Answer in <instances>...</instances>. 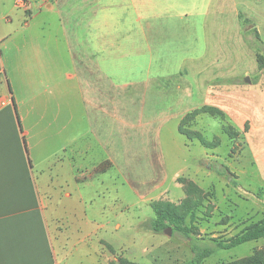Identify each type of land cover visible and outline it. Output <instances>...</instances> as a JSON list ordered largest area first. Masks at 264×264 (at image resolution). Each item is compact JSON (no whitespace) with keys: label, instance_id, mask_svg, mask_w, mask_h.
I'll return each instance as SVG.
<instances>
[{"label":"crops","instance_id":"crops-1","mask_svg":"<svg viewBox=\"0 0 264 264\" xmlns=\"http://www.w3.org/2000/svg\"><path fill=\"white\" fill-rule=\"evenodd\" d=\"M232 15L241 19L238 0H28L25 8L0 0V264H56L54 196L84 201L89 178L104 191L117 173L131 187L143 156L155 178L147 183L160 189L146 201L165 200L163 126L143 120L147 108H166L159 123L178 129L204 106L220 108L231 126L249 123L238 104L248 97L244 81L232 84L223 71L250 49L218 31ZM149 99L160 102L148 107ZM183 172L172 177L181 189ZM104 228L88 232L98 251L109 247Z\"/></svg>","mask_w":264,"mask_h":264},{"label":"rangeland","instance_id":"rangeland-1","mask_svg":"<svg viewBox=\"0 0 264 264\" xmlns=\"http://www.w3.org/2000/svg\"><path fill=\"white\" fill-rule=\"evenodd\" d=\"M238 7L241 19L232 15L231 24L226 25L224 31H218L224 32L226 39L232 42L246 41L250 48L240 54L234 52L238 57H233L232 66L223 70L232 84L244 81L241 86L248 91V97L240 99L238 104L242 106L243 119L248 117L250 121L246 125L233 123L240 132L239 138H232L225 130L227 122L222 119L209 114L199 115L189 129L201 133L211 143L205 146L199 138H189L180 132L177 121L169 119L166 124V121L159 123L158 120L167 117L162 114L167 109H160L159 105L152 107L160 100H146L148 107L154 110L147 108L143 120H152L153 126V120H157V126H163L160 142L168 178L162 189L167 187L171 191L162 196L163 199L179 204L186 198L185 188L175 187L172 179L180 169L184 171L182 179L194 181L205 191L202 203L197 207L196 228L188 236L172 227L171 234L166 232L167 228L162 232L153 229L155 214L146 198L156 197L160 189L152 191V186L147 183L155 178H151L143 156L136 173L131 169V187L117 173V178L107 182L110 188L104 191L98 177L89 178L84 201L75 194L72 199L62 194L54 196V204L47 208V218L56 264H123L120 259L140 264H193L197 248L201 251L214 246L218 240H227L264 216V68H260L256 56L257 51L264 55V0H238ZM250 24L261 31L260 40L253 31L247 32ZM139 119L141 116H136V124ZM136 132L134 135L139 137L138 125ZM138 172L139 177L136 176ZM119 198L124 200L120 206ZM125 203L130 206H124ZM103 206L108 207L105 213L100 212ZM101 222L108 227L104 228L103 237L104 245L109 247L100 245L102 248L98 251L96 241L99 237L88 235V232ZM117 222L122 224L121 228L115 226ZM188 223L192 221L188 219ZM259 248H264V237L231 249H218L202 264L245 257ZM105 252L119 255L118 260L114 255L111 256L113 261L106 260Z\"/></svg>","mask_w":264,"mask_h":264},{"label":"trees","instance_id":"trees-1","mask_svg":"<svg viewBox=\"0 0 264 264\" xmlns=\"http://www.w3.org/2000/svg\"><path fill=\"white\" fill-rule=\"evenodd\" d=\"M251 31L255 34L257 39L260 34L256 28ZM257 60L261 69L264 68V55L257 51ZM202 112L209 113L214 117H218L227 122V116L218 107L204 106L200 109L189 112L181 121L180 132L186 134L189 138H199L203 145L210 146L211 143L202 137V134L189 127L195 118ZM226 131L232 135V138H239L240 132L227 122ZM181 180L184 182V188L187 193L179 204L169 200H156L151 202V207L154 210L153 229L156 232H162L168 227H172L175 231H179L184 235H189L196 226L197 207L202 203V198L205 194L204 189L192 180ZM188 219L192 221L188 223ZM264 237V216L258 221L247 224L240 232L230 237L227 240H218L214 246L205 247L201 251L197 248L193 257V264H202L207 257L215 253L218 249H231L242 243L257 240ZM123 264H140L138 262L120 259ZM217 264H264V248L255 249L251 255L233 259L222 260Z\"/></svg>","mask_w":264,"mask_h":264},{"label":"built area","instance_id":"built-area-1","mask_svg":"<svg viewBox=\"0 0 264 264\" xmlns=\"http://www.w3.org/2000/svg\"><path fill=\"white\" fill-rule=\"evenodd\" d=\"M18 7L25 8L28 5V0H16Z\"/></svg>","mask_w":264,"mask_h":264},{"label":"water","instance_id":"water-1","mask_svg":"<svg viewBox=\"0 0 264 264\" xmlns=\"http://www.w3.org/2000/svg\"><path fill=\"white\" fill-rule=\"evenodd\" d=\"M246 80H248L249 82L251 81V80H250V77H247ZM166 232H167L168 234H171V227L167 228V229H166Z\"/></svg>","mask_w":264,"mask_h":264}]
</instances>
